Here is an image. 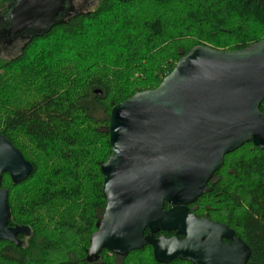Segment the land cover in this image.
Masks as SVG:
<instances>
[{
  "label": "trees",
  "instance_id": "obj_1",
  "mask_svg": "<svg viewBox=\"0 0 264 264\" xmlns=\"http://www.w3.org/2000/svg\"><path fill=\"white\" fill-rule=\"evenodd\" d=\"M15 1L0 0V17ZM18 41L16 54L0 41V134L33 174L19 185L5 174L1 188L9 227L31 234L18 236L22 247L0 241V264H89L113 107L157 89L196 47L235 52L264 42V0H98ZM199 201L249 246L247 264H264V150L250 143L227 155ZM122 264L159 263L147 246Z\"/></svg>",
  "mask_w": 264,
  "mask_h": 264
},
{
  "label": "water",
  "instance_id": "obj_2",
  "mask_svg": "<svg viewBox=\"0 0 264 264\" xmlns=\"http://www.w3.org/2000/svg\"><path fill=\"white\" fill-rule=\"evenodd\" d=\"M66 1L16 0L6 41L63 21L72 10ZM263 103L261 42L235 52L196 47L157 89L114 106L108 128L112 152L100 172L105 209L89 239L87 261L98 260L104 250L126 258L151 246L159 264H247L249 246L233 230L197 220L186 206L207 193L227 155L250 143L264 150ZM5 174L19 185L33 174V165L0 134V241L22 247L18 236L31 231L9 227V193L1 188ZM165 204L172 208L165 211ZM160 232H177L184 240L156 238Z\"/></svg>",
  "mask_w": 264,
  "mask_h": 264
},
{
  "label": "flooded vegetation",
  "instance_id": "obj_3",
  "mask_svg": "<svg viewBox=\"0 0 264 264\" xmlns=\"http://www.w3.org/2000/svg\"><path fill=\"white\" fill-rule=\"evenodd\" d=\"M71 7V9L72 10H70V11H68V9H66V11H68L69 12V14H66L64 17H63V19H66V18H68V17H70V16H72V15H74V14H78V13H82V12H86L87 10H85V9H87L90 5H93V4H95L94 3V1H92L91 3H85L84 4V6H82V7H80L79 9H77L76 7H75V0H67L66 1V8H68L69 6ZM20 38H18V39H15L12 43H8L7 41H5V42H1L2 43V45L4 44V45H6L3 49L6 51V52H9V51H11V50H9V46H11L12 44H14V42L15 41H17V40H19ZM1 43H0V45H1ZM9 50V51H8ZM172 208V206L171 205H169V204H165V207H164V210L165 211H169V209H171ZM186 208H187V210H188V213L189 214H192L197 220H203V219H208V220H210L211 222H213V223H216V222H214L213 220H211L208 216H207V213L204 211V208H205V205L202 203V202H200L199 201V199L197 200V202L196 203H193V204H190V205H187L186 206ZM149 234V231H146V235H148ZM156 238H159V237H166V238H169V239H171V238H178L180 241H183L184 240V237L183 236H179L178 234H177V232H160V233H158L156 236H155ZM237 237V236H236ZM223 243H224V245H228L230 242L228 241V240H223ZM151 247V246H150ZM152 248V247H151ZM144 249V248H143ZM152 250H153V248H152ZM106 250H104L100 255H99V258H98V260H93L92 262H88L87 261V259H86V261H87V263H89V264H103L104 263V260H103V258L105 257V256H103V254H104V252H105ZM108 252V251H107ZM135 252H137V251H135ZM111 256H115V255H112V254H110ZM154 255V254H153ZM129 256V255H128ZM127 256V257H128ZM126 257V258H127ZM124 259L125 258H121V257H117V256H115V263L116 264H122V262H124ZM176 261V260H175ZM178 261H180V260H178ZM173 262V261H172ZM184 262V261H183Z\"/></svg>",
  "mask_w": 264,
  "mask_h": 264
},
{
  "label": "rangeland",
  "instance_id": "obj_4",
  "mask_svg": "<svg viewBox=\"0 0 264 264\" xmlns=\"http://www.w3.org/2000/svg\"><path fill=\"white\" fill-rule=\"evenodd\" d=\"M92 1H94L95 4L90 5L87 9H85L89 11L95 7L98 0H75V7L79 9L80 7L84 6L85 3H91ZM14 3H12L10 5L9 10L0 17V41L1 42L6 41V38L8 37L11 31V14L14 9ZM21 46H22L21 42L17 40L14 42V44L9 46V49L11 50L12 54H16V52H18ZM3 54L5 55V53H2V55Z\"/></svg>",
  "mask_w": 264,
  "mask_h": 264
}]
</instances>
